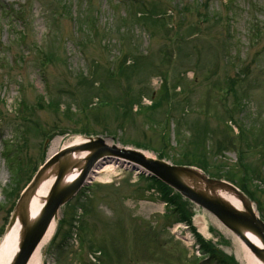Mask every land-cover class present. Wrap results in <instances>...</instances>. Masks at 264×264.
I'll return each mask as SVG.
<instances>
[{
    "label": "rangeland",
    "instance_id": "1",
    "mask_svg": "<svg viewBox=\"0 0 264 264\" xmlns=\"http://www.w3.org/2000/svg\"><path fill=\"white\" fill-rule=\"evenodd\" d=\"M25 3L0 0V230H6L15 197L5 192L15 188L19 194L28 183L27 175L16 177V184L10 182L12 176L2 157L5 145L16 149L22 138L26 139V155L36 161L31 175L41 160L48 159L65 143L75 137L85 138L73 135L84 127L119 146L145 149L154 158L162 155L168 163L187 162L194 167L201 165L199 168L203 165L211 175L221 174L235 166L232 149L236 130L231 131L229 126H234L216 106L213 89L220 83L223 86L227 77H234L236 69L243 80L235 94L242 106L234 113L235 121L246 128L264 126V0ZM26 9L25 17H21ZM143 9L161 15L167 27L145 15ZM89 16L95 18V26L87 24L85 18ZM144 22L154 34L151 40ZM172 24L178 27L180 37L167 31ZM96 26L100 30L94 36ZM254 29L258 30L257 36ZM124 36L130 54L124 64L126 80L120 78L119 85L106 80L105 74L120 55L118 40ZM37 47L46 54L50 48L55 50L57 60L43 71L38 67L40 56L32 54ZM166 49L172 54L166 67L171 78L170 93L154 110L152 105L160 97V75L165 72L159 63ZM147 52L150 56L145 55ZM93 65L95 75L91 74ZM126 87L132 90L129 98H134V105L132 111H118L115 106ZM39 97L56 102V109L46 106L39 110L35 107ZM22 99L35 108L34 122L44 132H59L45 143L44 154V138L33 126L25 137L18 133L21 129L13 120V110ZM101 101L109 105L98 106ZM228 101L230 106L235 105L233 94ZM25 153L22 150V156ZM245 162L251 165L250 189L264 217V181L262 184L256 179V172L264 177L263 149L249 150ZM114 169L113 173L106 171L97 176L60 210L58 223L63 222L60 231L57 226L55 236L42 247V264H194L203 255L185 240L189 232L204 234L205 244L228 260L245 264L238 241L211 215L186 205L190 229L179 235L175 218L165 214L166 207L152 183L131 168ZM200 214L206 218L205 232L196 224Z\"/></svg>",
    "mask_w": 264,
    "mask_h": 264
},
{
    "label": "water",
    "instance_id": "2",
    "mask_svg": "<svg viewBox=\"0 0 264 264\" xmlns=\"http://www.w3.org/2000/svg\"><path fill=\"white\" fill-rule=\"evenodd\" d=\"M86 152L84 157H75ZM123 160L136 164L159 181L178 192L182 197L213 215L225 228L232 232L248 248L253 256L264 264V223L253 211L249 200L230 184L212 180L197 170L168 165L162 161L145 157L143 153L127 148L107 145L101 138L89 140L79 146L66 148L52 156L37 174L34 182L19 199L8 229L16 220L22 226L19 253L12 264H27L30 256L44 237L58 209L70 200L84 184L91 168L99 160ZM76 169L79 178L71 184H62L64 177ZM53 173L56 182L48 193L46 203L39 216L30 219L28 207L38 184ZM231 193L241 203L243 210L234 208L223 201L219 194ZM255 236L261 246L254 244L249 237Z\"/></svg>",
    "mask_w": 264,
    "mask_h": 264
},
{
    "label": "trees",
    "instance_id": "3",
    "mask_svg": "<svg viewBox=\"0 0 264 264\" xmlns=\"http://www.w3.org/2000/svg\"><path fill=\"white\" fill-rule=\"evenodd\" d=\"M54 48H50L49 49V53L48 57L50 59L54 58V60L56 59V57H54ZM57 60V59H56ZM127 58H123L117 65L116 67V73L114 72H107V76L110 78H116V79H125L126 77L123 75L124 72V64L126 62ZM133 65L136 66L137 60L134 59ZM96 72L93 71L92 75H95ZM117 81V80H116ZM240 81H238L235 78H228L227 80V85H228V91L229 94H233L234 97V102L235 105L230 107L229 113L231 115H233L235 113V111L239 108H242L240 101L238 99H236V91L237 88L240 85ZM165 87L162 88L161 92H160V97L155 101L154 105L152 106V109H156L161 105V99L164 98L165 95ZM119 100V98H118ZM130 100V101H129ZM129 100H125V98H120L119 101L122 102V104H118L117 107L115 108L116 110H118V108H127L128 106L131 107V105L134 103V98H131ZM52 101V100H51ZM56 102H48L47 104H45L43 107L47 106V109L50 108L51 110L56 109ZM18 105L20 106V109H18V116H20V119H22L23 121L25 120H30L33 116V111L31 109L30 106H28L24 101H21L18 103ZM31 121V120H30ZM238 128H239V136H238V141L239 144L241 145L240 149H237L236 146L233 147V151L237 152L238 154V163L236 164V166H234L233 168L228 169L226 172H222L221 174H216V175H211L206 166L202 165V170L208 174L210 177L213 178H223L231 183H233L235 186H237L242 192H244L248 198L257 203L258 206V210L260 211V205L257 202V198L255 196V192L253 190L250 189V184L252 183L253 179L251 178L252 176H250L249 174L251 172H253L251 170V165L245 162V154L249 152V150L251 151L253 148L255 147H260L263 149L264 152V126L261 129H256V128H246L245 126L238 124ZM78 133H82V134H89V130H80ZM251 141L252 142V146L249 144ZM243 145L245 146V150H243ZM18 154V152L16 153ZM9 156L8 155L5 160L8 164V168L9 171L11 173L12 179L11 182L13 184H16L18 182V180L16 179V177L20 174V172L22 171L23 167H28L27 165H25L24 162L20 161L21 158L18 157V155H16L13 160H9ZM183 157L186 158L187 154L183 153ZM158 159H163L162 155L158 156ZM177 164H181V163H177ZM184 164L187 165H192L191 163H187L184 162ZM35 166V165H34ZM201 166V165H199ZM198 166V168H199ZM200 168V169H201ZM36 170L33 168V171ZM262 170H264V166L262 167ZM261 174V173H260ZM259 172H256V176L259 180L260 183L263 184L264 181V177L262 176H258ZM31 176V174H30ZM150 181H153V184H155V186H157L159 193L162 195V199L164 201H166V204L169 205V207L172 209L173 214H177L180 218L181 221L186 222V223H190V218H189V214L186 211V205H190L187 201L182 200V198L174 193L171 189L167 188L166 186L160 184L159 182L151 179ZM6 195H8V197H14V199L18 196L17 192L15 191V188L11 191H6L5 192ZM14 199L12 200L11 203V207L13 206L14 203ZM202 249L204 251L205 254L209 255V259L210 261H216L218 264H236L234 262H232V260H228V258L226 256H224L220 251H218L216 248L209 246L208 244L205 243H201ZM231 261V262H230Z\"/></svg>",
    "mask_w": 264,
    "mask_h": 264
},
{
    "label": "bare ground",
    "instance_id": "4",
    "mask_svg": "<svg viewBox=\"0 0 264 264\" xmlns=\"http://www.w3.org/2000/svg\"><path fill=\"white\" fill-rule=\"evenodd\" d=\"M84 142V140L80 137H75L72 140L68 141L64 144L63 147L67 146H75L77 144H80ZM146 156H151L148 153H145ZM78 156H85V154L82 153V155ZM128 168L126 166H123V164H112V163H100L98 167L94 169V172H92V180H95L97 176H100L101 174L105 173L106 171H110L111 173L115 172L114 168ZM124 168V169H125ZM49 174L48 180H45L44 182H40L35 190V193L32 197V200L30 202L29 208H28V215L29 217L36 216L37 213L42 208L45 198L47 195V192L49 190V187L54 179L53 173L47 172ZM135 174H138L136 172ZM78 177V172H74L71 175H68L64 179V184L72 182L74 179ZM219 197L231 204L232 206L236 207L237 209H242L239 201L236 199V197L231 193L221 192L219 194ZM205 215L200 214L196 217V224L200 226L202 229V232L207 231L205 226ZM20 224L16 222L13 227L7 231L6 235L2 238V241L0 242V264H11L13 261L14 256L16 255L18 251L19 246V239H20ZM55 231V223L53 222L44 237V239L41 241L39 246L37 247L36 251L30 258L27 264H41L42 263V257H41V249L44 245H46L49 240L51 239L53 233ZM204 235V234H203ZM250 240H252L255 244L261 246L260 240L255 237H249ZM236 239V238H235ZM237 240V239H236ZM241 247V252L243 256V260L245 264H261L257 261V259L251 254V252L239 241L237 240Z\"/></svg>",
    "mask_w": 264,
    "mask_h": 264
}]
</instances>
